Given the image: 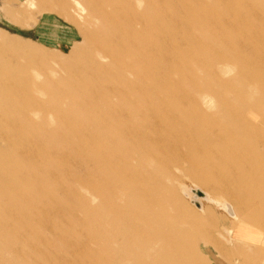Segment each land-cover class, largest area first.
<instances>
[{
  "label": "rangeland",
  "instance_id": "obj_1",
  "mask_svg": "<svg viewBox=\"0 0 264 264\" xmlns=\"http://www.w3.org/2000/svg\"><path fill=\"white\" fill-rule=\"evenodd\" d=\"M260 237L264 0H0V264H264Z\"/></svg>",
  "mask_w": 264,
  "mask_h": 264
},
{
  "label": "water",
  "instance_id": "obj_2",
  "mask_svg": "<svg viewBox=\"0 0 264 264\" xmlns=\"http://www.w3.org/2000/svg\"><path fill=\"white\" fill-rule=\"evenodd\" d=\"M180 192H182V194L184 196H187V194L185 192H183V189H181ZM188 193L192 194V197L189 200V202H191V204H194L195 207L199 208V209L201 208V201H199V199H203V200L208 199L206 194L198 188H192V189L188 190ZM223 208L225 209V211L228 215L232 216L233 211H232L231 205L229 203H225ZM223 231H225V230H223Z\"/></svg>",
  "mask_w": 264,
  "mask_h": 264
},
{
  "label": "crops",
  "instance_id": "obj_3",
  "mask_svg": "<svg viewBox=\"0 0 264 264\" xmlns=\"http://www.w3.org/2000/svg\"><path fill=\"white\" fill-rule=\"evenodd\" d=\"M243 239L245 238V236L243 237V236H241ZM257 243H259V245H263L264 246V244H263V239H261V237L259 238V241L257 242Z\"/></svg>",
  "mask_w": 264,
  "mask_h": 264
},
{
  "label": "bare ground",
  "instance_id": "obj_4",
  "mask_svg": "<svg viewBox=\"0 0 264 264\" xmlns=\"http://www.w3.org/2000/svg\"><path fill=\"white\" fill-rule=\"evenodd\" d=\"M10 112V111H9ZM13 113V112H12ZM34 114V113H33ZM33 114H32V116H33ZM36 115V114H35ZM3 116V115H2ZM43 116V115H42Z\"/></svg>",
  "mask_w": 264,
  "mask_h": 264
}]
</instances>
